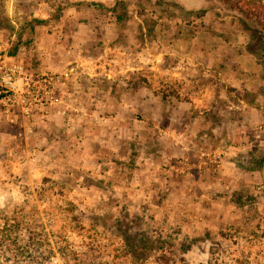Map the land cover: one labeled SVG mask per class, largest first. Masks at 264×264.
Wrapping results in <instances>:
<instances>
[{
    "label": "rangeland",
    "instance_id": "rangeland-1",
    "mask_svg": "<svg viewBox=\"0 0 264 264\" xmlns=\"http://www.w3.org/2000/svg\"><path fill=\"white\" fill-rule=\"evenodd\" d=\"M238 16L218 0H0L1 50L67 76L45 117L0 115V211L34 202L51 264H130L102 231L117 218L134 241L177 238L172 264H212L215 237L264 251V235L251 242L264 229V49ZM34 18L48 21L30 35ZM46 178L57 186L41 201Z\"/></svg>",
    "mask_w": 264,
    "mask_h": 264
},
{
    "label": "trees",
    "instance_id": "trees-1",
    "mask_svg": "<svg viewBox=\"0 0 264 264\" xmlns=\"http://www.w3.org/2000/svg\"><path fill=\"white\" fill-rule=\"evenodd\" d=\"M226 5L229 9L236 10L240 13L236 23L240 29L250 38L251 51L264 49V0H218ZM67 3H58L56 8L55 19H57ZM205 14L206 11H202ZM47 19L34 18L30 23L28 33L32 35L36 28L46 23ZM18 47L14 48L13 56H17ZM38 190V196L41 201L55 190L57 183L46 178ZM31 195V194H30ZM28 206L26 209L25 206ZM72 210V208H71ZM66 209L65 214L70 215V221L78 224L83 223L73 214V211ZM84 213H81V216ZM112 217V213L107 214L106 219ZM0 220L3 221L0 226V264H51L53 257V248L47 233L46 227L39 215V211L32 200L26 203L16 205L10 212L0 211ZM82 220V221H81ZM122 221L117 218L112 226L103 228L102 231L111 232L116 229L114 238L121 235L122 242H118L116 248L118 254L124 253L130 260V264H147L152 260V264H172L171 250L177 251L176 243L169 237L162 234H156L149 229H143L137 234L140 236L137 241L131 239L123 233L121 227ZM81 231L87 230L85 226H80ZM97 229L96 225L88 227ZM117 231L120 233L118 234ZM151 233V235H150ZM257 239L251 242L260 241L264 235V229L258 233L253 231ZM127 235V236H125ZM203 239V238H202ZM200 239V241H202ZM179 241V242H178ZM177 243H180L178 240ZM254 243V244H255ZM184 249V250H183ZM185 251V248H181ZM171 252V253H170ZM86 258V254L82 255ZM98 259V256H96ZM87 259V258H86ZM212 264H264V251L261 249L250 250L248 245L240 246L238 241L230 238L215 237L211 249ZM95 264H100L97 262Z\"/></svg>",
    "mask_w": 264,
    "mask_h": 264
},
{
    "label": "built area",
    "instance_id": "built-area-1",
    "mask_svg": "<svg viewBox=\"0 0 264 264\" xmlns=\"http://www.w3.org/2000/svg\"><path fill=\"white\" fill-rule=\"evenodd\" d=\"M65 75L33 72L0 48V115L11 122L17 118L16 113L24 118L35 113L45 117L60 105L58 92L60 85L65 84Z\"/></svg>",
    "mask_w": 264,
    "mask_h": 264
}]
</instances>
